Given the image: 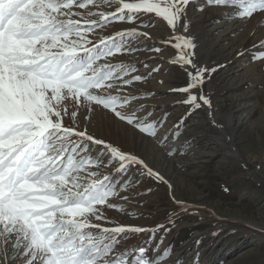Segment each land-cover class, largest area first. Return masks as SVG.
Here are the masks:
<instances>
[{
	"label": "snow or ice",
	"instance_id": "obj_1",
	"mask_svg": "<svg viewBox=\"0 0 264 264\" xmlns=\"http://www.w3.org/2000/svg\"><path fill=\"white\" fill-rule=\"evenodd\" d=\"M211 2L238 7L241 18L264 12V0ZM189 3L0 0V264H160L144 248L135 257L130 251H117L128 233L146 229L103 227L93 219L108 222L101 206L124 210L109 200L131 181L129 177L117 184L130 166H139L142 174L159 183L168 181L138 156L95 137L86 124L81 129L77 116L81 107L87 109L86 121L93 106H100L160 144L168 139L158 136L163 119L149 121L151 112L145 117L137 115L143 105L131 112L123 110L143 98L122 95L126 86L146 77L133 76L136 69L128 65L99 63L118 53L140 50L128 41L148 37L147 32L132 28L104 36L100 30L114 22L139 21L138 27H151L141 14H155L171 27L172 39L177 41L173 46L180 50L171 63L194 70L184 69L189 77L187 87L171 91L187 93L182 102L191 106L189 111L199 109V101L211 109L210 99L202 94L208 70L193 59L194 38L179 34L189 31ZM113 6L114 11L104 10ZM90 35L97 38L95 42ZM144 50L161 51L159 47ZM193 89L201 90L199 97ZM66 118L70 123H65ZM110 166L119 176L103 174ZM158 255L166 258L171 253L165 249Z\"/></svg>",
	"mask_w": 264,
	"mask_h": 264
},
{
	"label": "rangeland",
	"instance_id": "obj_2",
	"mask_svg": "<svg viewBox=\"0 0 264 264\" xmlns=\"http://www.w3.org/2000/svg\"><path fill=\"white\" fill-rule=\"evenodd\" d=\"M104 10L114 11L115 6ZM239 11L232 4L190 0L189 31L179 33L194 38L193 59L208 70L202 94L210 99L211 109L199 101L201 107L189 111L191 106L182 102L187 93L171 91L187 87L184 69L194 70L171 63L180 50L173 46L177 42L173 30L162 18L141 14L151 27H138L139 21L114 22L100 30L104 36L132 28L149 34L129 39V46L140 50L99 63L128 65L136 69L133 76L146 77L126 86L122 95L143 98L123 110L143 105L137 115L151 112L149 121L163 119L158 136H168L160 144L100 106H93L86 121L87 109L81 107L77 116L81 129L86 124L95 137L138 156L171 185L142 174L139 166H130L128 174L117 180L121 185L132 178L109 200L124 210L101 206L108 222L93 219V223L146 229L128 233V239L117 245L121 254L130 251L135 257L144 248L160 264H264V12L241 18ZM154 47L161 51L144 50ZM192 91L201 94L200 89ZM65 123H70L67 118ZM225 133L232 140L229 147ZM103 174L119 176L114 166L103 169ZM125 196L127 200L122 199ZM165 249L171 255L160 257Z\"/></svg>",
	"mask_w": 264,
	"mask_h": 264
},
{
	"label": "bare ground",
	"instance_id": "obj_3",
	"mask_svg": "<svg viewBox=\"0 0 264 264\" xmlns=\"http://www.w3.org/2000/svg\"><path fill=\"white\" fill-rule=\"evenodd\" d=\"M225 132V131H224ZM225 138H227L228 139V142L230 143V141L229 140H231V137L229 136V134H226L225 133V136H224ZM229 137V138H228ZM232 141V140H231ZM228 142H226V144H225V146H227V147H229V146H231V144H229Z\"/></svg>",
	"mask_w": 264,
	"mask_h": 264
},
{
	"label": "water",
	"instance_id": "obj_4",
	"mask_svg": "<svg viewBox=\"0 0 264 264\" xmlns=\"http://www.w3.org/2000/svg\"><path fill=\"white\" fill-rule=\"evenodd\" d=\"M229 138V137H228ZM230 141V144H232V141L231 140H229Z\"/></svg>",
	"mask_w": 264,
	"mask_h": 264
}]
</instances>
